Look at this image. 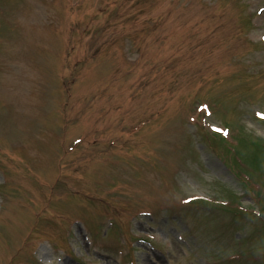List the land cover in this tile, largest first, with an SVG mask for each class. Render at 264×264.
<instances>
[{
  "label": "rangeland",
  "instance_id": "1",
  "mask_svg": "<svg viewBox=\"0 0 264 264\" xmlns=\"http://www.w3.org/2000/svg\"><path fill=\"white\" fill-rule=\"evenodd\" d=\"M33 1L37 2V7L29 0H0V166L4 169L2 176L0 173V191L6 197L0 216V239L9 247V241L20 232L19 224L13 220L15 217L38 230L30 232L31 228L28 231L30 250L35 236L60 242L64 247L58 249L46 241L38 243L30 252L34 251L27 264L222 262L218 260L220 243L216 247L206 245L194 240L187 232L192 230V225L198 227V224L210 223L211 227L219 228L218 223L212 221L213 216L203 218L206 208L200 206L191 212L177 208L153 212V207H158L160 202L167 206L168 200L174 198H150L147 202L141 197L147 195L152 183L156 185L154 178L158 175L165 180L176 178L180 167L185 165L182 156L194 152V142L185 139V150L180 145L174 146L177 134L172 130L167 132L172 139L165 137L155 142V152L147 153L146 146L134 151L128 147L113 150L112 162L122 159L127 165L123 169L126 165L120 164V172H115L112 162L95 154L84 159L76 173L72 159H80L84 153L67 155L66 152L93 144L96 138L84 128L81 131L79 127L68 128L72 123L61 120L58 102L65 99L66 94L58 80L63 68L67 74L71 73V77H80L84 73L93 78L102 93L96 95L93 105L80 111L76 106L79 104L82 108L83 99H71L67 100V107L73 113H90L86 125L98 127L103 124L104 136L109 133L108 118L121 115L124 119L127 116L126 108L121 107L123 104L132 105L130 114L136 110L137 121L151 120L152 126H159L154 119L165 117L189 124L188 117L196 115L198 99L216 97L225 89L232 92L229 101L235 110L245 109L244 113L248 114L243 123L252 131L256 130L255 135L262 136L264 123L257 120L255 111L264 110V0H71L63 9L54 7L53 2L58 5L67 0ZM43 5L49 23H62L61 28L49 30L44 12L40 13ZM206 8L212 10L214 21L207 18L210 12ZM180 14H184L182 20L176 18ZM166 16L168 20L163 24ZM248 17L252 21L249 30L244 25ZM144 27L146 31L140 32ZM151 28L155 33H148ZM226 29L230 31L229 38L225 37ZM52 32L59 34L61 39ZM82 38L84 43L79 47L75 42ZM247 41L256 44L258 51L246 55L244 51L252 47H247ZM100 44L102 53L98 55ZM57 49L63 52L64 64L59 62ZM181 58H185L182 64ZM17 59L30 62L31 67H42L41 73H29L35 77L31 80L36 84L30 97L28 91L19 94L5 83L4 73L15 67ZM187 59H194V62ZM78 61H82L78 65L83 66L77 69ZM50 62L55 63L52 69L48 68ZM57 63L61 68L56 66ZM18 68L5 73L9 80L10 77L18 78L19 75L14 73ZM48 69L51 70L45 75L44 71ZM106 69L103 75L94 73L99 70L102 74ZM26 80L29 81V77ZM224 98L222 96L220 102ZM221 120L237 125L223 116ZM191 129L196 131L192 126ZM47 133L53 135L52 141L45 139ZM187 133L185 125L179 128L180 135ZM197 133L202 136L204 130L199 128ZM72 134H83V140L75 147L71 146ZM178 140L182 138L179 136ZM250 153L253 155L254 152ZM206 156L211 168L209 172L197 170L196 163L186 164L188 179L183 175L180 177H183V186L188 188L186 194L216 198L225 197L227 193L229 196L221 187L220 194L215 176H222L237 189L235 179L229 173L220 172L221 164L214 153L209 154L207 150ZM29 176L37 180L38 189H29L34 186L33 178ZM61 177L75 180L73 185L64 183L70 197L63 191L59 192L61 197L51 194L45 202L42 197L34 196L43 185L53 186ZM114 199L128 202V207H139V204L141 209L149 203L155 218L138 216L141 211L138 208L129 209L127 213L124 206L115 201L119 213L117 220L109 216L102 221L98 207L106 214L114 215L110 204ZM59 207L60 212L57 211ZM53 213L66 214L64 220L71 223L68 230L77 233L74 239L67 233L63 235L65 222ZM125 213L131 228L128 229L130 236L123 238L121 224H126ZM132 216H135L134 220H131ZM166 216L169 219H163ZM7 217L10 223L4 222L3 218ZM51 221L57 222L47 226ZM102 223L109 231L107 239L101 241L91 234L100 235ZM148 234L155 236L152 244L136 241ZM181 235L185 243L179 240ZM228 241L237 244L232 237ZM17 243L18 239L14 237L12 246ZM7 254L2 253L6 262L14 252L9 249ZM34 256L36 260H33ZM131 258L134 261H130Z\"/></svg>",
  "mask_w": 264,
  "mask_h": 264
}]
</instances>
